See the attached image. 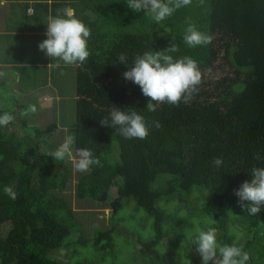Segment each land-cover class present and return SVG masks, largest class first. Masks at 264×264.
<instances>
[{"label": "trees", "instance_id": "trees-1", "mask_svg": "<svg viewBox=\"0 0 264 264\" xmlns=\"http://www.w3.org/2000/svg\"><path fill=\"white\" fill-rule=\"evenodd\" d=\"M68 5L91 29L90 56L75 64L74 147L91 149L100 159V165L77 171L75 198L109 203L111 226L92 227V219L83 211L77 213L66 199L72 160L56 161L48 154L58 147L46 148L57 123L42 128L32 122L34 114L22 117L28 108L25 101L21 105L17 101L15 108L0 103V114L15 116L0 127V264H86L72 261L78 250L65 244L73 232L79 233L75 246L90 244L100 259L116 257L114 216L123 207L122 198L134 200L153 219V238L141 248L143 264H187L186 260L202 264L194 241L197 229L210 227L217 229L219 244L235 241L242 246L250 256L247 264H264V241L257 230L264 228V206L251 216L235 195L244 181L253 178V167H264V0H192L159 23L129 8L127 0H56L53 16ZM189 20L214 37L211 44L184 43ZM46 24L33 31L47 32ZM27 37L33 43L29 51L24 46L25 51L10 53L12 59H0L19 64L24 78L16 84L33 85L20 87L22 94L47 84L50 62L61 69L74 66L54 61L39 49L46 33ZM173 43L178 51L167 54L197 60L202 83L188 103L158 104L149 112L150 98L123 73L137 55L164 51ZM120 53L127 55V63L118 60ZM15 54L21 57L15 59ZM0 85L4 89L6 84ZM8 94L5 89L0 92L2 98ZM63 98L61 110L68 101ZM114 107L134 108L143 115L148 137L126 139L111 126H102L100 120L107 117L110 122ZM214 157L223 158L221 166L213 164ZM5 185L17 192L15 200L3 192ZM114 186L117 196L110 200ZM195 187L212 191L201 208L189 206ZM162 199L176 201L178 207L169 212L158 206ZM183 209L186 215L179 214ZM233 209L239 218L230 221ZM219 219L225 220L222 231ZM230 222L242 227L244 244L229 230ZM3 226H8L5 233ZM165 240L173 249L157 248ZM56 249L65 252L51 255Z\"/></svg>", "mask_w": 264, "mask_h": 264}, {"label": "clouds", "instance_id": "clouds-1", "mask_svg": "<svg viewBox=\"0 0 264 264\" xmlns=\"http://www.w3.org/2000/svg\"><path fill=\"white\" fill-rule=\"evenodd\" d=\"M192 0H127L128 7L136 12H145L157 23L167 19L181 7H186ZM47 38L39 44V49L54 61H63L65 65L83 64L90 56L88 41L91 29L71 7L58 10L56 16H50L47 22ZM211 34L200 31L194 22L189 20L184 35V43L189 47L206 46L213 41ZM178 51V46L171 44L164 51H145L137 55L133 64L123 73L126 80L139 85L145 97L150 98L146 106L147 111L155 112L158 104L168 103L178 106L182 101L188 103L192 94L202 83V72L199 62L192 57L174 59L172 53ZM118 60L127 63V55L120 53ZM59 66V65H57ZM35 105L22 113L27 116L35 113ZM15 116L10 112L0 114V127H6L14 121ZM102 126H111L126 139H146L149 135V124L136 109L128 111L114 107L107 117L100 120ZM159 127V122H156ZM58 129V125L57 128ZM75 137L68 135L64 142L49 156L55 160H73L77 171L86 172L93 165H100V159L95 157L92 150L81 148L76 160L73 153ZM223 163L222 157H214L213 164L217 167ZM252 179L244 181L235 190L241 207L251 216H257L264 206V167H253ZM3 192L15 200L17 192L11 185H5ZM247 202V203H245ZM194 243L196 251L202 258V264H247L250 256L234 241L231 245H221L217 241V229H197Z\"/></svg>", "mask_w": 264, "mask_h": 264}, {"label": "rangeland", "instance_id": "rangeland-1", "mask_svg": "<svg viewBox=\"0 0 264 264\" xmlns=\"http://www.w3.org/2000/svg\"><path fill=\"white\" fill-rule=\"evenodd\" d=\"M14 70V69H13ZM15 71V70H14ZM14 71L11 72V74H8V77L5 79L4 83L6 85H2L6 92L10 91L13 86H15L18 91L15 92L16 100H6L5 98H2L0 96V103L5 104V106L10 108H15L16 102H18L19 105L23 104L22 101H25L24 104L29 105H35L37 108V111L35 113H31L35 115L33 123L36 125L41 126L42 128L47 127L49 124H51L53 121L57 123L58 129H53L51 140L48 141L46 148H55L59 147L65 140V138L68 135L73 134V123L75 120V105H74V98L72 97L74 94H76L77 85H76V66L69 68V71H66V69H58V76L55 79H53V84L50 85V89L55 92L57 91V95L59 93L60 97H65L68 99L65 109L61 110V107H59V103L57 104V95H55L52 100L48 104H43L42 97L44 94L47 93V88L41 87L38 91L29 93L27 95L22 96L19 91L20 87L28 88L33 85H25V84H16L14 83ZM211 75H214V71ZM56 86V87H55ZM1 87V85H0ZM4 89L1 87L0 92H3ZM55 89V90H53ZM6 100V101H5ZM42 108H45L42 110ZM19 112L21 109L18 110ZM22 117H26L22 115ZM20 121V119H19ZM66 125V126H65ZM65 127V128H63ZM115 147V155L118 157V150H117V144L114 143ZM77 150L73 146V153L76 158V160L79 159L77 155ZM72 166V176L71 181L69 183L67 191L64 193L66 199L70 201L73 208L80 213L83 211V214L90 217L92 219L91 226H102V227H110L111 222L110 219L112 215V210L109 207V203H98L94 202L92 200L87 201H80L75 198V186H76V180H77V170L74 167V161L72 160L71 163ZM194 193L190 196V202L189 206L191 208H201L204 204H206L208 198L212 194L211 190H205L201 187H195ZM203 193V194H200ZM117 196L116 187H112L109 191V199H113ZM121 202H123V207L119 210V212L114 216V225L116 227V233L114 234V240L116 242V257L106 256L103 257V259L99 258V253H97L93 247L88 244L85 246H75L74 241L79 236L78 232H73L66 240L65 244H68L69 247L72 249H77V255L73 257L72 261H84L86 264H143V257L141 254V248L143 247V243L149 241L153 238V219L147 214L145 210L142 208H139L134 200L128 199V198H122ZM158 206L168 210L169 212H173L178 206L176 201H170L166 203L163 199L158 202ZM184 213H187L186 209H183L179 212L180 215H186ZM231 214V220L235 221L239 218V213L236 209H233L230 211ZM209 220V218H207ZM231 223V222H230ZM225 220L219 219V229L222 231L224 229ZM8 226H3L1 229L3 233L7 230ZM242 227L240 224H237L236 226L234 224H229V230L231 232H235L239 234V237L242 240V244L246 241V235L244 232H241ZM259 237L261 241H264V228H257ZM253 231H251L252 233ZM250 233V232H249ZM159 250L163 249H173L170 243H168L166 240L162 241L158 247ZM63 249H56L51 252V255H57V253L63 254ZM134 256V257H133ZM62 259H64V255H62ZM105 258V260H104ZM187 264H191L192 261L186 260Z\"/></svg>", "mask_w": 264, "mask_h": 264}, {"label": "crops", "instance_id": "crops-1", "mask_svg": "<svg viewBox=\"0 0 264 264\" xmlns=\"http://www.w3.org/2000/svg\"><path fill=\"white\" fill-rule=\"evenodd\" d=\"M45 3L47 4V7L45 6ZM55 4L56 0H0V59L4 57L11 58L10 53H16L15 50L25 51L24 46L27 48V51H29V48L33 45V43L29 42V39L25 38H28V35L46 33L33 30L44 29L46 24L45 22H48V18L56 13L52 7H55ZM68 7L74 9L71 5H68ZM18 57L20 58L21 56L15 54L14 58L16 59ZM17 65L19 64L15 61L14 63L6 61H4V63L0 62V84H3L5 79L8 77V74H11L14 70L15 79L13 85H16L18 80L24 78V76L21 77V70L17 69ZM59 67L60 66H57L53 62L48 64V81L47 84L43 86L44 89L47 88V93L42 97L43 104H48L52 98L57 95V91L53 89L55 90V92H53L50 89V85L54 83L53 79L56 81ZM72 67L74 66H71L70 68ZM66 71H69V68L66 69ZM39 89L32 88L30 93L36 92ZM17 91L18 89L13 86V88L8 91L9 94L6 96V100H16L15 92ZM19 93L22 96L27 95L22 94L20 91ZM75 96L76 94L72 97L75 99ZM56 97L58 101L57 104L59 103V107H61L62 99L64 98L60 97L59 93ZM44 109L45 108H42V110Z\"/></svg>", "mask_w": 264, "mask_h": 264}]
</instances>
